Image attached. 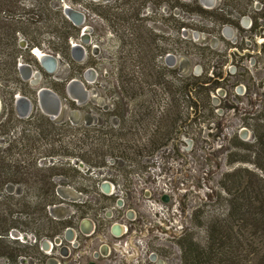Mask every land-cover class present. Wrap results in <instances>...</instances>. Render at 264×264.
<instances>
[{"label":"rangeland","instance_id":"rangeland-1","mask_svg":"<svg viewBox=\"0 0 264 264\" xmlns=\"http://www.w3.org/2000/svg\"><path fill=\"white\" fill-rule=\"evenodd\" d=\"M108 1L115 0L101 1L98 4H106ZM193 1L168 0L160 10L149 8L148 11L151 13L149 19L148 13L142 14L141 17H146L147 27L152 28L161 44L167 43L183 50V52L179 51L177 57L184 61L175 66L182 74L200 75L206 60L212 61L210 74L213 71L220 73L223 70L224 84L210 94V103L204 110L209 115V121L205 120L204 116H192L182 123L180 131L173 137L170 145L161 149L155 156H137L134 160L123 159L120 154L107 156L106 166L102 169L93 165L97 160L95 156H87L86 160L81 158L85 155V144L78 137H89L90 132L95 133L93 129L96 126L98 129L101 126L106 128L110 125H118L115 116H107V113L113 112L117 107H122L124 112L130 111L131 104L122 95L120 82L126 85L134 68L128 63L118 37L111 33L107 23L96 16L87 4H73L71 0H61L59 6L53 8L54 13L34 7L33 3L36 1L26 0L25 6L30 12L20 15L22 19L42 21L34 24L30 29H25L24 33L17 34L20 47L26 49L28 40L35 35H41L42 45L33 47L30 54L24 51L22 53L24 58L18 60V66L20 63L27 64L37 72L40 63L33 51L38 48L59 58V70L54 76L62 79L68 74L77 76L81 71L80 67L86 68L85 70L92 69L96 74L88 83L85 82L89 94L86 103L82 105L67 103L68 107L63 108L55 121L49 118L48 120L40 110L36 109V103H33L35 108L30 116L41 113L46 118L38 117L40 120L38 124L46 126L37 127L33 123L19 122L20 119L27 121L30 116L21 118L17 113L19 119L18 122L13 123L10 136L0 137H20L25 130L33 135L47 129L51 130L52 126L48 127L47 121L53 122L56 126L66 122L71 125L68 129H61L64 133L59 137L65 138L63 148L55 147L50 150L45 147L37 151V155L40 156V166L55 165L53 173H65L64 178L57 176L53 178L56 190L63 199L62 203L48 207V211L53 219L72 223L67 224V227L76 226L83 218L94 219L100 225V231L104 233L114 222L127 225L130 228L129 236L132 235L134 243H139L138 248L136 247L139 254L138 257L130 259L129 252L122 250L119 257L126 264V259L133 260V264H142L139 263L144 259L141 255L146 253L149 255L151 252L155 254V264H183L178 240L188 230L196 233L204 241V228L198 229L194 226L193 214L200 206L207 212L213 209L205 204L215 200L221 175L228 170L227 155L232 147L234 133L244 130L246 135L241 137L247 143L254 141L255 131L257 135H264V27L262 30L251 32L244 29L249 28L250 17H261L264 20V0H239L240 3L248 5L249 17L242 22L241 29L228 25L231 34L224 37L221 36L222 30L213 23L217 19L215 15L208 19L204 15L191 16L184 12ZM224 2L225 0H216L212 10L223 8ZM176 3L183 6L171 9ZM199 4L201 5L200 2ZM64 5L72 7L85 16V24L77 26L79 28L77 38H70L71 46L72 44L82 46L85 57L83 62L73 53H70L69 61L59 53L51 51V43L59 42V34L49 28V25L51 22L61 20V15L57 11H61L62 16L69 20L64 14ZM236 11V5L229 4L222 12L227 16L236 17ZM181 23H185L186 26L180 28L178 34L177 28ZM84 29L88 35V41L85 43L80 39ZM183 38L189 39L185 41ZM256 42L257 47H255ZM240 45L246 48L244 52L250 56L240 59L235 48ZM208 46L216 50L215 54L210 52ZM244 52L241 56L245 55ZM18 73L23 84L13 82L15 83L13 85L18 89L21 88L23 92L21 94L35 95L36 88L22 77L19 69ZM49 76L54 77L48 74L47 77ZM10 80L8 77L7 80H0L2 84L0 117L5 111L2 95H7L5 87L12 85L8 82ZM16 93L15 97L19 92ZM226 95L227 99L224 101ZM76 114L79 115L77 118ZM254 116L262 118L263 121L256 122L252 118ZM85 122L89 124L84 125ZM79 126L87 127L86 131L84 130L85 135H80L84 131L72 129ZM53 152L56 153L55 157L52 156ZM63 153H71L73 156L65 157L61 155ZM139 162L141 163L138 164ZM143 164L145 167H142ZM61 165L65 167L62 168ZM130 209L135 212L132 220L127 218ZM84 212L87 214L86 217L81 216ZM24 218L25 216H22V220ZM59 232H62L61 229ZM33 235L17 232L13 238L19 239L21 243H34ZM46 240L48 239L44 241ZM44 241L41 242V246ZM95 249L94 244L86 250L85 255L88 259L93 256ZM31 253L35 252L31 251ZM75 257L79 262H83V259L79 258L81 250H78ZM23 260L24 263L27 262L25 258ZM7 263L8 261L4 260V264ZM86 263L88 260L84 264ZM34 264H38L37 261Z\"/></svg>","mask_w":264,"mask_h":264},{"label":"trees","instance_id":"trees-1","mask_svg":"<svg viewBox=\"0 0 264 264\" xmlns=\"http://www.w3.org/2000/svg\"><path fill=\"white\" fill-rule=\"evenodd\" d=\"M25 1L0 0V80H7L8 77L11 79L8 82L12 84L5 87L7 95H2L5 111L0 117V136H10L13 123L19 119L15 96L16 91L23 92L13 82L23 84V81L18 73L17 62L24 58V51L30 54L33 47L42 45L41 35L31 37L26 49L18 43V33L22 34L25 29L42 22L41 19H22L21 14L30 12L26 9ZM33 1H36L34 7L54 13L53 8L58 7L61 0ZM71 2L87 4L96 16L107 23L111 33L118 37L128 63L134 68L127 84L120 82L122 95L131 104L130 111L124 112L122 107H117L107 116H115L118 125L101 126L98 129L96 126L93 129L95 133L90 132L89 137H78L85 144L82 159L93 155L97 159L93 165L102 169L106 166L107 156L120 154L126 160H134L137 156L153 157L170 145L184 121L192 116H204L209 121V115L204 110L210 103V94L224 84L223 70L210 74L211 60L201 65L200 75H184L180 69L171 68L165 64V57L168 54L177 56L183 50L167 43L161 44L152 28L147 27L146 17H141L148 7L160 10L168 0H115L106 4L87 0ZM229 4L236 5V17L223 14L222 11ZM181 5L176 3L171 9ZM187 7L184 12L191 16L204 15L211 19L215 15L217 19L213 23L219 29L224 25L241 29L239 22L249 12L248 5L239 0H225L223 8L218 10H207L198 0ZM57 13L61 15V20L51 22L49 28L59 34V42L51 43V51L70 61V38H77L79 28L62 16L61 11ZM253 22L254 30L263 29L264 20L261 17H254ZM185 26V23H181L177 28L178 34L180 28ZM187 39L183 38L185 41ZM209 50L215 54L216 50L210 47ZM226 99L227 95L224 101ZM38 117L46 118L37 113L27 121L20 119L19 122L46 126L38 124ZM252 118L259 123L263 121L260 117ZM47 124L52 129L40 131L36 135L25 130L20 137H0V264H4V260L8 261L7 264H34L35 261L45 264L47 255L41 250V242L62 235L67 224H72L53 219L48 211V207L62 203L53 178H64L65 173H53L55 165L40 166V156L37 155L40 148H63L65 138L59 137L64 133L61 129H68L71 125L66 123L56 126L50 121ZM72 129L86 131L87 127ZM85 131L80 135H85ZM255 133L256 137L251 143L243 141L239 131L234 133L232 147L227 155L228 170L221 175L215 200L205 204L213 209L207 212L200 206L193 214L194 226L204 228V241L188 230L178 240L183 264H264V135H257V131ZM55 154L53 152L52 156L55 157ZM61 155L73 156L71 153ZM86 215L85 212L81 214L82 217ZM22 216H25L23 220ZM17 232L34 234L36 242L21 243L19 239L13 238ZM24 258L27 260L25 263Z\"/></svg>","mask_w":264,"mask_h":264},{"label":"flooded vegetation","instance_id":"flooded-vegetation-1","mask_svg":"<svg viewBox=\"0 0 264 264\" xmlns=\"http://www.w3.org/2000/svg\"><path fill=\"white\" fill-rule=\"evenodd\" d=\"M91 2H93V1H91ZM199 2H200V0H199ZM107 3H109V1ZM149 8H151V7H148L144 13V14L148 13L147 14L148 19H149L150 14H151L148 11ZM203 8H205V7L203 6ZM205 9H207V8H205ZM212 9H207V10H212ZM247 17H249V16H245V17L241 18V20L239 22L240 27L243 26L242 22H244V20H246ZM84 18H85V16H84ZM249 19H250L249 28H247V29L244 28V29L247 31H250V32L259 30L260 28H257L254 30L253 18L250 17ZM85 22H86V20L84 19L83 24H85ZM103 22H105V21H103ZM83 24L80 26H83ZM247 25H248V23H247ZM221 30H222V35H221L222 37L227 36V35L229 36L231 34V29H230V27H228V25H224L221 28ZM256 35H258V34H256ZM83 36L87 39L88 35L86 34V29H84L80 35L81 41H82ZM257 46H258V43L256 42L255 47H257ZM71 47H74V45L72 44ZM210 48L214 49L212 46ZM235 48H236L237 54L240 56V59H244V57L250 56L248 53L244 52L246 50V48H244V46L240 45V46L235 47ZM243 52L245 53V55L241 56V53H243ZM168 55H172V54H168ZM168 55L164 59L165 64H167ZM172 56H174V55H172ZM174 57H176L178 59V62H176V64L174 66H170L167 64L168 66L175 67V66H177V64H180L181 62L184 61V60L182 61L180 57H177V56H174ZM81 59L83 62L85 60V57L82 56ZM37 60H38V58H37ZM37 68L39 69L37 71V76L34 75V76H32L31 79L27 80V82H29L31 86L36 88L35 95L33 94V95L29 96L28 94H21V92H19V94L26 96L33 103H36V105H37L36 109L40 110L51 121H55V119L57 117L53 118L52 116L46 114L38 106V95H39V92L42 88H47V89H50L53 92H55L62 99L63 105H64L63 108L68 107L67 103H70L71 105H73L74 103H76L77 105H82L88 101V99H87L83 103H79L78 100L72 98V96L69 92V86H70V83L73 79H79V80L81 79L82 82L88 83V81H86V79H85V76L90 75L92 78H94L95 74H96V72L94 70H92V69L85 70L86 68L80 67L81 71H80V73L77 74V76H74L72 74H68L65 78L62 79V78H59L58 76H54L59 70V63H58V66L56 67V69L53 71H46L43 68H41V66L37 67ZM18 69H19V66H18ZM33 72L36 73L34 70H33ZM201 73H202V71H201ZM48 74L51 76H54V77L52 78L49 76V78H48L47 77ZM88 98H89V96H88ZM15 107H16V97H15ZM16 110H17V108H16ZM17 113H18V111H17ZM18 115H19V113H18ZM73 120L75 122L77 121L74 117H73ZM70 122H72V119L70 120ZM66 123H63V124H66ZM84 124L88 125L89 123L85 122ZM242 135H244V136L246 135L244 130L239 131V136L241 137ZM134 217H135V212L130 209L129 212L127 213V218L129 220H132L131 218H134ZM83 223H84V227L82 228ZM91 223H92V226H91ZM70 232H72L73 235H71ZM129 232H130V228L127 227V225H125L123 223H119V222H114L112 225H110L107 228V231L104 233V232L100 231V225L97 224L94 219L83 218V219L78 221L76 226H68L62 235H59L52 240H48V243H50V247L48 249L49 253H44L42 251L45 255H47L45 264H48L50 259L56 260L58 262V264H84L86 262V260H88V263H86V264H126L119 257V254H122V250H124L126 253L129 252L130 255H128V256L130 257V259H134L133 257L136 258V256L139 254V252L137 251L138 249L136 250V247L139 245V243H134L132 235L130 234V236H129ZM125 239H127V240L125 241ZM104 243H106V244L103 247ZM94 244L96 245V249L93 251L94 255L88 259L85 255L86 254L85 252H86V250L90 249V247H92V245H94ZM78 250H81V257H79V258H80V260L83 259V262H79V260H77L75 257V255L78 253ZM141 252H144V251H141ZM141 257L144 259L140 260L139 263H142V264H155L156 263L154 261L155 254H153L152 252L149 253V255H147V253L142 254ZM139 259H141V258H139ZM125 261L127 262V264H133L134 263L133 260H130L131 261L130 262L126 259Z\"/></svg>","mask_w":264,"mask_h":264},{"label":"water","instance_id":"water-1","mask_svg":"<svg viewBox=\"0 0 264 264\" xmlns=\"http://www.w3.org/2000/svg\"><path fill=\"white\" fill-rule=\"evenodd\" d=\"M93 2H101V1H106V0H91ZM200 3L207 9H212L215 6L216 0H200ZM64 14L65 16L73 22L75 25L80 26L83 24L84 21V14L81 12L74 10L72 7L64 5ZM88 40L83 36L82 37V42H87ZM23 42H21L22 44ZM24 46V43L22 44ZM39 50L36 48L33 51V54L36 55L38 58V61L40 63L41 68L45 69L46 71H53L56 69L59 63V58L52 56L48 53L42 52L41 51V57L37 55L35 51ZM83 48L80 45L75 44L74 47H72V53L77 59H81L83 56L82 52ZM182 61L184 59H181ZM178 62V59L172 55H168L167 57V64L170 66H174ZM19 70L22 74V77L26 80L31 79L32 76H37V72L34 73L32 68L27 65L20 63L19 64ZM86 81H90L93 79L90 75L85 76ZM69 92L72 96V98L76 99L79 101V103H83L85 100L88 99V92L86 91L85 83L82 82L79 79H73L70 83L69 86ZM2 106V101L0 98V110ZM38 106L48 115L52 116L53 118H56L60 115L62 112V109L64 107L62 99L52 90L47 89V88H42L39 92L38 95ZM16 108L19 113V117L21 118H27L30 116L31 112L34 109V104L33 102L21 95L18 94L16 97ZM76 118L79 116L76 114ZM246 138V137H244ZM107 189V188H106ZM109 191V189H108ZM88 221V220H87ZM86 222V221H85ZM84 222V223H85ZM84 223L82 225V228L84 227ZM87 231V230H86ZM71 235H73L72 232H70ZM50 243L45 242L44 248L49 249ZM48 264H58V262L54 259H50Z\"/></svg>","mask_w":264,"mask_h":264},{"label":"built area","instance_id":"built-area-1","mask_svg":"<svg viewBox=\"0 0 264 264\" xmlns=\"http://www.w3.org/2000/svg\"><path fill=\"white\" fill-rule=\"evenodd\" d=\"M21 241L24 242L23 239H21ZM34 242H36L35 239H34ZM45 242H48V240L44 241V243H43L42 246H41V250H42L44 253H49V252H48V249H45V248H44V244H45ZM105 244H106V243L103 244V247L105 246ZM93 255H94V253H93Z\"/></svg>","mask_w":264,"mask_h":264},{"label":"bare ground","instance_id":"bare-ground-1","mask_svg":"<svg viewBox=\"0 0 264 264\" xmlns=\"http://www.w3.org/2000/svg\"><path fill=\"white\" fill-rule=\"evenodd\" d=\"M68 6V5H67ZM36 53H37V55L39 56V57H41V52L39 51V50H37V51H35ZM110 191V190H109ZM90 225V224H89ZM91 226H92V223H91Z\"/></svg>","mask_w":264,"mask_h":264}]
</instances>
